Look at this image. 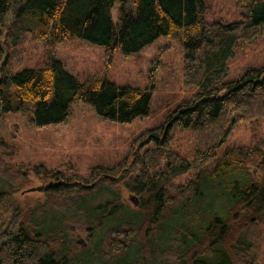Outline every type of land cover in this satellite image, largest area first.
Returning <instances> with one entry per match:
<instances>
[{
  "label": "trees",
  "instance_id": "trees-1",
  "mask_svg": "<svg viewBox=\"0 0 264 264\" xmlns=\"http://www.w3.org/2000/svg\"><path fill=\"white\" fill-rule=\"evenodd\" d=\"M237 6L239 20L211 22L204 0H0V119L23 113L42 128L67 121L78 102L119 123L150 114V88L118 86L96 76L81 81L54 56L43 66L15 72L31 36L54 46L78 35L106 47L109 56L117 48L130 54L160 36L173 37L183 46L182 81L197 89L164 123L141 133L121 160L96 166L87 177L71 163L55 169L16 164L17 147L0 138V237L5 240L0 264L257 263L263 241L264 135L252 146L226 147L218 154L233 125L264 117V65L224 80L235 45L264 37V0H237ZM177 112L178 120L166 127ZM176 125L193 134V160L171 149ZM194 163L200 168L184 182L174 181ZM234 170L247 182L234 183L237 190L224 218L214 217L197 233L167 229L175 213L202 198L205 185ZM30 173L47 183L41 185L44 198L24 205L15 195L30 183ZM130 182L139 200L136 211L99 236L98 226L130 207L121 189ZM98 196L107 197L92 208ZM67 218L92 226L87 229L93 249L76 246Z\"/></svg>",
  "mask_w": 264,
  "mask_h": 264
},
{
  "label": "rangeland",
  "instance_id": "rangeland-1",
  "mask_svg": "<svg viewBox=\"0 0 264 264\" xmlns=\"http://www.w3.org/2000/svg\"><path fill=\"white\" fill-rule=\"evenodd\" d=\"M204 1L208 8L206 18L211 22H231L241 18L237 0ZM112 13L116 20L118 4ZM105 48L78 35L54 46H47L43 40L31 36L25 46V58L22 64L15 68V72L43 66L47 59L54 56L64 64L67 71L81 81L96 76L118 86L150 88V114L129 123H119L104 118L92 106L78 102L74 104L67 121L42 128L33 126L26 114H6L0 119V138L17 147V154L12 159L14 163L26 166L44 164L49 169L71 163L79 175L87 177L94 167L99 165L110 167L121 160L141 133L164 123L182 100L190 98L197 91L193 86H185L182 81L184 53L181 42L176 38L160 36L142 50L130 54H124L117 48L109 56ZM234 51V56L229 60L225 81L239 79L249 68L264 65V37L257 38L252 43L239 42L235 45ZM235 115L236 111L233 110L232 121ZM174 131L175 138L171 149L193 160L195 141L191 130L176 125ZM263 135L264 117L255 122L233 125L232 134L218 154L226 147L252 146ZM166 163L167 159L164 160V166ZM199 168L200 165L194 163L190 172L177 176L174 181L184 182L192 171ZM250 170L255 176L260 173L257 166H251ZM29 177L30 183L15 195L16 200L24 205L34 204L38 199L44 198V192L37 188L47 183V181L43 183L33 173H30ZM235 182L242 185L247 180L239 171L234 170L205 185L202 198L175 213L167 229L179 226L197 233L201 226L214 217L224 218L237 190ZM132 186L133 183L130 182L129 185L121 187L124 202L130 207L98 226L99 236L105 228L133 216L138 205L132 200V196L136 195ZM2 187L3 184L0 183V188ZM106 197L98 196L92 203V208L102 204ZM82 221L67 218L65 224L79 249H93L95 240L92 231L87 229L92 226L85 225ZM262 230V253L256 264H264V219ZM96 238L98 239L97 234ZM4 241V238L0 237V245ZM216 257V255L211 257V260H216Z\"/></svg>",
  "mask_w": 264,
  "mask_h": 264
},
{
  "label": "water",
  "instance_id": "water-1",
  "mask_svg": "<svg viewBox=\"0 0 264 264\" xmlns=\"http://www.w3.org/2000/svg\"><path fill=\"white\" fill-rule=\"evenodd\" d=\"M5 57H6V54L4 55V59H5ZM180 113H181V112H177V113L173 114V116H172V117L170 118V120L167 122L166 127H170V126H172V125L178 120V118L180 117ZM107 177H109V178H111V179H115V177H114V176H111V175H108ZM51 186H52V183L50 182V183L47 184L46 188L51 187ZM42 188H43V187L40 186V187H39V190H41ZM132 200H135V201H134V204H135V205H137V204L139 203V200H138V198L136 197V195H133V196H132Z\"/></svg>",
  "mask_w": 264,
  "mask_h": 264
},
{
  "label": "flooded vegetation",
  "instance_id": "flooded-vegetation-1",
  "mask_svg": "<svg viewBox=\"0 0 264 264\" xmlns=\"http://www.w3.org/2000/svg\"><path fill=\"white\" fill-rule=\"evenodd\" d=\"M39 190V187L37 188ZM3 243V242H2Z\"/></svg>",
  "mask_w": 264,
  "mask_h": 264
}]
</instances>
